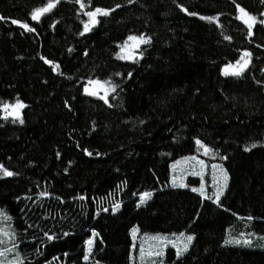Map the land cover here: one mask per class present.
I'll use <instances>...</instances> for the list:
<instances>
[{
    "label": "trees",
    "instance_id": "trees-1",
    "mask_svg": "<svg viewBox=\"0 0 264 264\" xmlns=\"http://www.w3.org/2000/svg\"><path fill=\"white\" fill-rule=\"evenodd\" d=\"M47 2L0 0V104L25 105L19 117L0 107V164L14 173H0V209L17 234L6 258L264 264V0H84L83 9L60 0L33 20ZM237 4L257 17L251 30L237 18ZM96 7L112 11L84 32ZM141 34L151 42L135 59H121V44ZM244 51L252 53L244 74L225 76ZM89 79L118 87L106 103L103 89L84 91L95 87ZM213 165L228 175L219 204L213 173L222 172ZM201 185L204 195L193 191ZM144 192L151 198L140 203ZM181 232L195 239L179 257L172 243L152 239L179 241ZM230 236L252 243L226 245Z\"/></svg>",
    "mask_w": 264,
    "mask_h": 264
},
{
    "label": "snow or ice",
    "instance_id": "snow-or-ice-1",
    "mask_svg": "<svg viewBox=\"0 0 264 264\" xmlns=\"http://www.w3.org/2000/svg\"><path fill=\"white\" fill-rule=\"evenodd\" d=\"M60 2V0H48V2L43 6V7H39L34 9L31 12V18L33 20H39L40 17L42 15H44L45 13L51 12L52 9H54L57 4ZM77 3L80 4L81 8L83 9L85 7V3L84 0H76ZM129 3H132L133 0H128ZM116 7H120V5H117ZM179 7H181L183 9V11L187 12V8H184L183 5H179ZM237 8L239 10L240 15L237 17L239 20H241L249 30H251L253 28V26L257 23V17L255 15H252L251 13L247 12L246 9H244L243 7H241L240 5L237 4ZM112 10L109 9H105V8H101V7H96L94 10H90L86 13V15L89 17V21L85 22L84 24V32H88L90 31V25H95L97 23H99L97 16L98 15H103V16H108L110 15ZM190 15H198L197 13H190ZM261 15H264V13H262ZM0 19H4L3 17H0ZM201 19H204L206 21L209 22H213L215 21L216 23H219V16H202ZM261 24H264V20H260L259 21ZM12 23L14 24H21V21L18 20H13ZM22 26L27 29L28 31H35L34 28H31L27 23H23ZM81 35H83V33H81ZM151 37L150 36H145L143 34L137 36V35H129L127 37V40L124 41L123 44H121V50H127V54L126 55H122L120 56L121 59H128V60H132L135 59V50L139 49L141 45H147L151 42ZM225 39L231 40L230 36H226ZM71 51V50H70ZM119 55V54H118ZM142 55V53H141ZM251 56L252 53L249 51H244L240 58L235 62V65H232L231 63L227 64L224 68V75L228 76V75H233V76H242L245 72V70L248 68L250 60H251ZM49 64H52L53 61L49 60L47 61ZM56 67H59V65H56ZM117 75H120L119 73H117ZM129 76H131V73L128 74ZM89 85H95L94 88H89V87H85L84 91L86 93H88L89 95H93V96H99L100 95V90L103 89L104 91V95L101 96L100 98L103 99L106 103L108 102V92H115L116 88L118 87L117 85H113L111 84V81H100V80H91L89 79ZM0 107H3L6 117L7 115H13L16 117L20 116V109H22L23 107H25V105L23 104L22 101H20L19 99L16 100V103L13 104H0ZM11 110V111H10ZM20 122L23 123V119H20ZM196 144L199 145L200 147H202L204 149L205 154H209L212 152V149H210L206 144H204L200 139H196ZM255 144H252V147H255ZM250 150V149H248ZM89 155H91V153H88ZM187 159H192L195 160L196 157H187L185 158ZM223 159H227V157H223ZM201 165V167L204 166V162L198 161ZM180 161H177L176 164L173 165V168H176V166L178 164H180ZM220 168L221 172H222V180L223 183H217L216 181V175H215V171L213 173V181H214V186L217 187V192L215 194L216 197V203L219 204L220 203V196L223 194V190L227 187V180H228V175H227V171L224 170L222 168V166L219 165H213V169L215 170L216 168ZM0 173H2L4 176H13L14 173L9 171L7 168H5L2 164H0ZM175 181L176 178L173 177V184L175 185ZM186 186V185H185ZM193 191H199L201 193V195H204V189H203V185H201V187L199 189L194 188ZM40 195L42 196H46V195H50L47 192H42ZM152 193L150 192H144L141 194V198H140V203H145L146 199L151 198ZM209 199H212L211 197H209ZM120 207L119 203H116L114 205V210H118ZM105 211H107V209H105ZM248 220H252L253 218L251 216H249L247 218ZM12 220V217L10 215L7 214V211L5 209H0V264H23L22 258L17 255L15 256L13 259H7L6 258V253L12 252L14 249H16L17 245L15 243V240L13 239V237H15L17 234L15 232V230L13 228H11L10 225V221ZM31 227V226H29ZM138 231L137 228H134L132 230L133 232V236H135L136 232ZM45 236H48L49 240L55 239L56 237L53 235H49L47 232L44 233ZM64 235H67V233H65ZM175 235V234H173ZM254 235V233H253ZM93 238H95L96 236H98V233H96L95 231H93L92 233ZM180 236V240L179 241H168L167 237L164 236H160L157 235L155 237H153V240L156 241H160L161 242V246H166L168 243H172L175 247H176V253L177 256H181L183 255L185 252L188 251L190 245L192 244L193 240L195 239V235L194 234H185L184 232L179 233ZM243 237V234H242ZM261 239H264V237H261ZM6 241L7 243H12L13 247L12 248H8L6 246ZM94 243V239H89L87 241L88 244V252L91 253L92 252V245ZM224 243L226 245L228 244H245V245H251L252 241L250 239L247 238H235V237H229L227 239L224 240ZM140 253H141V259L143 260L145 258V252L144 249L141 248L140 249ZM148 256H158L160 255L159 251H149ZM85 260L89 259L88 255L84 256Z\"/></svg>",
    "mask_w": 264,
    "mask_h": 264
},
{
    "label": "rangeland",
    "instance_id": "rangeland-1",
    "mask_svg": "<svg viewBox=\"0 0 264 264\" xmlns=\"http://www.w3.org/2000/svg\"><path fill=\"white\" fill-rule=\"evenodd\" d=\"M193 164H198V163L193 162ZM220 179H222V175L221 174H220V176L216 180L218 181Z\"/></svg>",
    "mask_w": 264,
    "mask_h": 264
}]
</instances>
